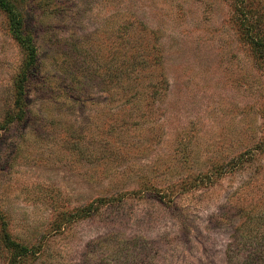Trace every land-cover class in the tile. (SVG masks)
Returning <instances> with one entry per match:
<instances>
[{"label":"rangeland","instance_id":"rangeland-1","mask_svg":"<svg viewBox=\"0 0 264 264\" xmlns=\"http://www.w3.org/2000/svg\"><path fill=\"white\" fill-rule=\"evenodd\" d=\"M11 2L38 59L19 119L0 8V264L264 254V0Z\"/></svg>","mask_w":264,"mask_h":264},{"label":"trees","instance_id":"trees-1","mask_svg":"<svg viewBox=\"0 0 264 264\" xmlns=\"http://www.w3.org/2000/svg\"><path fill=\"white\" fill-rule=\"evenodd\" d=\"M0 8L5 11L9 17L11 32L18 43L25 51V62L21 67V71L16 80V91H17V102L20 106V112L18 113V117L23 118L26 114V109L21 104L24 100V94L27 82L30 79L33 68H35L37 64V46L35 44V39L33 36L27 33L25 30L24 18L21 13L17 9V7L11 2V0H0ZM12 246L18 251L19 256H28L31 251L20 243H17L14 240H10ZM260 242L255 243L258 246ZM264 257L262 251L259 248L248 253L247 258L245 259L243 264H254Z\"/></svg>","mask_w":264,"mask_h":264}]
</instances>
